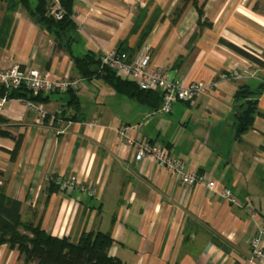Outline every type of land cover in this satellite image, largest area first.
<instances>
[{
    "label": "crops",
    "instance_id": "1",
    "mask_svg": "<svg viewBox=\"0 0 264 264\" xmlns=\"http://www.w3.org/2000/svg\"><path fill=\"white\" fill-rule=\"evenodd\" d=\"M24 1L0 0V29L5 16L11 20L6 34L0 30V70L17 64L77 86L42 93L33 105L44 118L20 100L0 106L7 121L1 128L13 137L0 138V187L21 203L22 221L73 243L83 232L108 233V256L116 264H264L250 262L249 248L264 230V91L252 128L237 139L234 125L237 89L262 80L264 69L228 48L264 60V0H195L201 21L211 25L200 32L194 6L176 14L184 0H73L74 56H102L123 43L131 54L154 20L141 45L149 49L151 68L185 86L214 83L192 105L176 102L165 114L118 95L100 78H81L60 48L65 39L32 17L33 0L27 8ZM10 3L16 7L8 14ZM232 72L238 76L220 77ZM70 95L77 110L68 104ZM121 129L136 143L163 148L185 173L205 175L216 191H230L236 204L203 186H185L150 158L136 160ZM52 177L73 180L75 187L50 192ZM0 264L23 263L17 250L2 245Z\"/></svg>",
    "mask_w": 264,
    "mask_h": 264
},
{
    "label": "trees",
    "instance_id": "2",
    "mask_svg": "<svg viewBox=\"0 0 264 264\" xmlns=\"http://www.w3.org/2000/svg\"><path fill=\"white\" fill-rule=\"evenodd\" d=\"M35 5L32 17L38 18L40 24L55 37L65 42L60 48L65 49L69 55L73 66L79 76L84 79L100 78L104 83L109 85L118 95L135 101L140 105L149 107L152 111H156L162 101L159 92L144 91L139 89L133 82L118 77L113 71L102 65L101 56H95L86 53L81 57H76L71 52V42L75 37V24L72 21V3L73 0H58V4L63 11L61 20H54L46 17V11L49 8L48 0H33ZM24 7L27 6V0L22 2ZM194 6L197 10L199 19L197 27L199 32L211 25L205 21H201L203 17L202 9L197 7L195 0H184L183 7L176 12L181 15L188 4ZM16 5L10 3L8 6V14L15 9ZM145 11V10H144ZM144 11L140 13L143 14ZM9 15L5 16L1 29L5 34L10 28ZM178 15L176 16V18ZM142 17H136L134 20L133 30L141 23ZM178 20H174L176 23ZM154 20L147 25L141 32L138 40L137 49L131 54L121 45L117 52H124L133 56L138 48L145 42L150 32V28ZM199 34V33H198ZM194 33L192 39L198 36ZM142 47V46H141ZM228 48L248 61L264 69V60H261L256 54L245 52L235 46L228 44ZM264 57V51L261 54ZM261 56V57H262ZM262 57V58H263ZM264 91V78L259 82L245 84L240 86L234 95V104L238 105L235 116V136L237 139L242 134L249 131L253 126L254 118L257 114L258 98ZM71 93V91H69ZM42 93L33 94L23 87L18 89L7 90L0 86V99L20 100L30 104H38L41 102L40 95ZM68 104L77 110L79 102L76 96L70 95ZM61 114V113H60ZM62 115V114H61ZM7 121L0 117V138H13L8 132L1 128ZM20 140L15 141L14 150L11 152L13 159L19 149ZM55 177L48 180L49 191L60 189L59 185L54 183ZM21 203L6 196L3 188L0 187V246L8 245L11 249L17 250L19 259L23 264H116L114 258L108 256L109 249L113 245V240L108 233L101 232H83L79 239L73 243L67 238H57L48 235L39 225L33 222L22 221Z\"/></svg>",
    "mask_w": 264,
    "mask_h": 264
},
{
    "label": "built area",
    "instance_id": "3",
    "mask_svg": "<svg viewBox=\"0 0 264 264\" xmlns=\"http://www.w3.org/2000/svg\"><path fill=\"white\" fill-rule=\"evenodd\" d=\"M46 17L54 20H61L63 18V11L61 10L58 0H54L46 11ZM101 63L118 77L133 82L139 89L144 91L159 92L162 97L161 105L156 113H169L172 106L176 102L192 105L195 99L203 93H207L212 89L214 83H192L183 85L182 82L174 83L167 78V76L160 70L151 68L150 55L148 47L144 46L142 49L129 56L124 52L110 51L101 56ZM238 76L237 73H224L220 77L222 79H232ZM0 86L7 90L25 88L27 91L38 93H49L54 90L64 91L68 88L77 86L76 82H71L64 79L56 78L50 73H41L34 69L22 68L15 64L6 70H0ZM5 102V99H0V106ZM30 109H35L40 116L44 118L41 110H38L35 105L26 103ZM93 126L95 124H92ZM120 138L129 148H135V159L142 158L152 159L156 165L170 174L177 175L179 180L185 186H203L207 190L212 191L219 198L226 202L235 205L236 199L230 191L222 189L216 191L212 180L205 175H200L198 172H184L183 165L180 161L170 157L167 152L156 145L147 141L134 142L132 139L125 136L122 129L119 132ZM54 183L60 187H75L73 180L65 178H55ZM81 192H92L86 187L80 188ZM264 235V230H259L257 234L252 236L249 241V248L251 252L250 262L260 261L264 263V244L261 241V236Z\"/></svg>",
    "mask_w": 264,
    "mask_h": 264
}]
</instances>
